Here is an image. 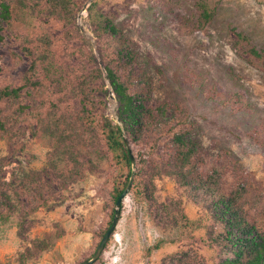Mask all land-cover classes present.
I'll list each match as a JSON object with an SVG mask.
<instances>
[{
  "label": "rangeland",
  "instance_id": "374dc122",
  "mask_svg": "<svg viewBox=\"0 0 264 264\" xmlns=\"http://www.w3.org/2000/svg\"><path fill=\"white\" fill-rule=\"evenodd\" d=\"M1 2L11 17H0V91L20 92L0 102V264L95 254L118 175L106 65L149 110L137 140L124 132L147 199L130 188L94 264H222L233 256L223 197L264 227V56L252 54L264 51V0ZM182 132L198 146L185 166Z\"/></svg>",
  "mask_w": 264,
  "mask_h": 264
},
{
  "label": "trees",
  "instance_id": "16d2710c",
  "mask_svg": "<svg viewBox=\"0 0 264 264\" xmlns=\"http://www.w3.org/2000/svg\"><path fill=\"white\" fill-rule=\"evenodd\" d=\"M9 5L10 4L7 2L0 3V17L5 21L9 20L11 17ZM105 28L113 37L119 36V31L110 20L106 21ZM120 52H126V56H130L127 46L120 50ZM252 54L260 58L264 56V51L261 53L252 49ZM105 69L114 95L119 103L118 117L121 121V125H119L118 123H113L111 120L106 119L103 125V129L105 130L106 145L113 156L114 163L118 167V175L116 176L114 181L115 186L112 190L113 202L116 203L117 199L126 187L128 179L131 175V162L128 150L123 141L122 128L126 134L131 135L134 140H137L139 134L143 130V126L145 125L149 110L141 96L130 92L128 85L122 80L117 71L109 65H106ZM97 72L99 73V76H102L100 70H97ZM19 92L20 88L11 90L5 88L1 90L0 102L12 97H18ZM5 131V123L1 118L0 113V134ZM174 141L179 149V157H181L183 166H185L184 164L190 163L191 158L197 154L198 146L193 138L185 132L176 134ZM133 155L136 160V155L134 153ZM176 174L177 176L184 178L182 170L177 171ZM134 189L135 191L133 194L137 202L147 199L144 195L138 172L134 176L131 191ZM123 202L121 204V209ZM216 204L221 206L219 207L217 222L224 228L222 237L226 239L228 246L233 249V256L225 259L222 264H264V227L247 222L246 217L241 214V209H239L230 199H227L226 197H223L222 199L220 198L219 203ZM113 218L114 210H112L110 214V219L107 222L106 228L103 233L100 234L98 243L102 240L105 233L110 228ZM6 220V217L0 210V221L5 222ZM193 224L195 223L186 222L187 228L191 227Z\"/></svg>",
  "mask_w": 264,
  "mask_h": 264
},
{
  "label": "water",
  "instance_id": "95a60500",
  "mask_svg": "<svg viewBox=\"0 0 264 264\" xmlns=\"http://www.w3.org/2000/svg\"><path fill=\"white\" fill-rule=\"evenodd\" d=\"M105 79L108 81V85L111 87V84L109 82V78H108L107 73L105 74ZM110 98L112 100H114V101H117L115 95L113 94V90H112V93L110 95ZM117 123L119 125H121V121H120L119 117L117 118ZM122 131H123V141H124V143L126 145V148L128 150L129 158H130V162H131V175H130V178L128 180V183H127L125 189L123 190V192L121 193V195L119 196V198L116 201L115 214H114V218H113V221H112V224H111L110 228L108 229V231L104 235L103 239L101 240V242H100L99 246L97 247L96 252L93 255V257L89 261L85 262L84 264H94V263H96L98 261L99 257L102 255V253L104 251V248L106 246V243L108 242L109 238L114 233V230L116 229V226H117V224L119 222V217H120V214H121V204L124 201V199L127 197L128 193H129V190H130V188L132 186V182H133L134 176H135L136 160H135V157H134V155L132 153V150L130 148L129 141H128L127 137L124 134L125 131H124L123 128H122Z\"/></svg>",
  "mask_w": 264,
  "mask_h": 264
}]
</instances>
